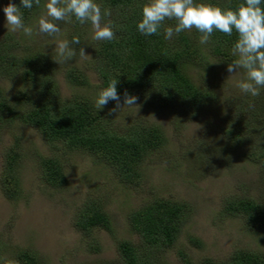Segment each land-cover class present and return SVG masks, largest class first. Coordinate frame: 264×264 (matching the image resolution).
Masks as SVG:
<instances>
[{"label":"trees","instance_id":"16d2710c","mask_svg":"<svg viewBox=\"0 0 264 264\" xmlns=\"http://www.w3.org/2000/svg\"><path fill=\"white\" fill-rule=\"evenodd\" d=\"M33 2L31 9L23 8L21 0H13L20 9L23 24L40 9ZM102 12L101 23L109 21L115 38L111 41L96 39L92 43L90 68L98 80L97 89L107 88L112 78H117L119 103H124V93L137 97L145 109L171 111L175 126L180 120L191 119L206 103L214 99V91L197 86L190 76L192 70L210 71L209 59L230 63L235 61L232 49L238 34L226 35L214 30L206 44H200L202 35L197 29L185 30L165 39V29L175 27L173 19H166L157 34L146 36L137 30L142 19V0H94ZM195 4H211L225 10H237L244 0H194ZM264 8V0L260 5ZM110 10V16H104ZM173 21V22H172ZM67 28L69 46L73 37L80 42L83 28L73 16L61 21ZM56 67L50 55L39 50L16 46L8 40L0 42V78L16 83L18 90L7 96L0 89V129L19 124L36 131L48 144H60L67 151L83 152L91 156L104 169L111 172L115 180L124 186L138 187L141 183L140 167L148 156L167 145L163 130L146 122H132L121 128L111 129L103 108L98 109L96 100L74 93L62 98L54 79ZM64 82L76 89L88 87L85 75L74 67L63 70ZM109 104H117L110 100ZM107 103V104H108ZM231 117L222 129L221 143L232 156L241 147L244 161L264 168V98L244 93L233 102H227ZM243 116H248L244 122ZM243 119V120H242ZM250 126H249V124ZM19 146L16 140L3 153L0 171V193L7 201H15L20 195L18 170ZM207 152V151H206ZM209 153V152H208ZM210 155V154H209ZM42 181L49 187L65 185L62 165L55 158L38 157ZM187 203L172 199L149 196L139 205L128 210L125 219L129 232L137 238L133 245L119 240L115 250L119 264H162L163 253L170 248L181 232ZM221 213L239 218L249 233L264 232V209L252 200L231 197L223 202ZM74 229L87 235L93 229H102L111 234L110 221L104 211V202L86 196L75 212ZM188 243L200 247L197 239L188 237ZM97 245L88 247L97 253ZM182 264H191L185 253L179 252ZM1 264H40L37 256L27 250H19L12 261ZM197 264H264V253L243 250L233 252L226 261L213 262L203 259Z\"/></svg>","mask_w":264,"mask_h":264},{"label":"rangeland","instance_id":"374dc122","mask_svg":"<svg viewBox=\"0 0 264 264\" xmlns=\"http://www.w3.org/2000/svg\"><path fill=\"white\" fill-rule=\"evenodd\" d=\"M47 2L44 0L37 13L25 23V27L33 30L32 35L27 36L22 29L9 30L3 9L13 0H0V42L8 40L15 42L18 49L25 46L50 55L57 69L54 79L62 98L78 92L97 100L98 80L89 66L94 40L91 23L83 28L81 42L74 49L76 55L66 63H57V45L67 40L68 28L61 21H52L60 28L59 34L50 36L39 32L38 22L47 15ZM142 3L145 6L150 0H142ZM80 48L89 58L79 55ZM238 59L237 55L235 61ZM235 61L209 59L210 71L190 72L193 82L212 94L214 91L215 97L191 119L180 120L179 127L175 126L173 112L145 109L141 103L132 107L119 103V108L117 104L108 103L102 107L108 119L107 127L111 129H122L140 120L164 132L167 145L142 163L138 187L121 185L91 156L67 151L60 144H48L31 128L19 124L1 128L0 171L3 153L14 140L18 143L21 160L20 195L15 201H7L0 193V264L12 261L19 250L33 252L40 264H119L116 242L137 243V238L128 230L125 215L152 195L181 201L189 207L178 239L162 255V264H182L179 252L185 253L191 264L203 259L223 262L237 250L264 253V232L249 233L239 218L221 213L223 202L231 197L252 200L264 209V168L243 160L241 153L245 147L230 157L221 149L224 141L221 131L227 128L226 120L231 117L228 111L231 106L227 102L243 94L238 85L247 80V70L243 68L227 71L228 65ZM69 67L85 75L87 88L76 89L64 82L63 70ZM0 89L9 97L18 86L0 78ZM258 96L264 98V88H260ZM243 119L246 122L248 116ZM40 156L60 161L65 178L62 188L49 187L42 181ZM86 196L104 202L111 234L93 229L85 235L74 229L75 212ZM188 237L197 239L200 247L189 244ZM91 244L97 245V253L88 251Z\"/></svg>","mask_w":264,"mask_h":264},{"label":"clouds","instance_id":"9594fccd","mask_svg":"<svg viewBox=\"0 0 264 264\" xmlns=\"http://www.w3.org/2000/svg\"><path fill=\"white\" fill-rule=\"evenodd\" d=\"M33 2L40 4V0H21L23 8L31 9ZM262 0H244L237 10H225L211 4H195L194 0H150L142 8V19L137 24V30L146 36L158 33L166 19L178 21L176 26L165 29V39H172L175 34L185 30L197 29L202 33L200 44L210 40L214 30L226 35L238 34L232 52L239 59L227 67L228 72L238 68L247 70V80L238 85L244 93L252 96L260 95V88H264V8L260 5ZM47 15L39 19V32L53 35L59 34L60 28L52 21H69L74 16L79 23L90 22L94 29V39L111 41L115 38L112 23L102 24L100 6L94 0H48L46 4ZM3 12L10 31L23 30L27 36L32 35V28L25 27L21 11L13 3H9ZM104 16H110V10H105ZM49 17L51 20H49ZM72 43L80 44L78 37H73ZM76 55V51L69 46L67 40L60 41L57 45V63H66ZM82 58H89L83 48L79 49ZM117 78H112L107 88L103 89L96 100V106L101 109L112 100L120 107V97L117 93ZM124 105L132 107L136 104L137 97L124 93ZM112 111H115L113 109Z\"/></svg>","mask_w":264,"mask_h":264}]
</instances>
